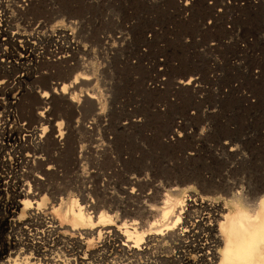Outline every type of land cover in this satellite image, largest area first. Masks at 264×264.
I'll return each mask as SVG.
<instances>
[{
	"label": "rangeland",
	"instance_id": "rangeland-1",
	"mask_svg": "<svg viewBox=\"0 0 264 264\" xmlns=\"http://www.w3.org/2000/svg\"><path fill=\"white\" fill-rule=\"evenodd\" d=\"M0 19V53L7 52L0 55V255L13 249L6 237L20 225L8 221L11 215L6 203L15 206L19 199L15 194L21 188L31 187L32 193H39L34 199L45 194L46 203H35L32 209L53 215L58 224L51 205L71 195H86L105 209L115 205L111 212L121 213L123 208L145 221L143 206L161 205L163 194L173 196L175 186L193 185L201 194L223 200L232 195L226 196L228 188L232 193L240 191L244 176L255 174L257 181L250 183L259 185L260 181L256 187L264 188V149L247 172H242L239 155L229 150L238 145L235 135L243 128L244 114L238 109L244 103L243 92L250 91L247 103L256 104L260 128H264V0H0ZM83 61L90 62L86 68H90L92 83L69 85L71 92H77L74 102L68 92V98L61 92L51 95L53 88L71 84L75 74L84 70L80 67ZM190 76L196 77L193 85L178 83ZM41 90L50 96L40 101ZM87 91L99 94L95 108L93 100L82 96ZM27 95L34 105L30 114L20 107ZM56 101L76 102L78 108L58 110ZM41 110L47 117L43 120L36 115ZM121 119L138 120L144 133L139 127H129L125 133L116 129V134L113 127ZM59 120H63L61 126L56 125ZM42 122L48 130L41 143L47 144L39 151L27 134L35 126L41 128ZM69 126L75 129L72 137L63 134L61 138L59 127L66 131ZM8 132L29 139L23 138V147L17 142L14 150H6L2 143L15 141H7ZM109 137L118 143L115 140L110 151L103 152ZM88 144L95 146L93 151ZM25 154L28 161L21 157ZM35 156L39 157L33 161ZM5 160L8 166L2 164ZM5 174L8 178H3ZM6 179L11 181L3 183ZM233 181L238 184L234 190ZM255 185L251 188L248 182L241 190L252 196ZM20 213L15 216L26 220L29 212ZM56 231L61 238L73 232L61 227ZM119 232L114 234L116 241ZM98 235L99 231L91 237L86 233L89 249L96 247ZM57 245L64 248L60 239ZM166 249L159 248L157 254L169 258L172 253ZM117 256L124 258L120 253ZM131 259L143 260L144 256L135 253Z\"/></svg>",
	"mask_w": 264,
	"mask_h": 264
},
{
	"label": "bare ground",
	"instance_id": "bare-ground-1",
	"mask_svg": "<svg viewBox=\"0 0 264 264\" xmlns=\"http://www.w3.org/2000/svg\"><path fill=\"white\" fill-rule=\"evenodd\" d=\"M186 4H187V2H186ZM0 26H1V24H0ZM262 43H263V41H262ZM26 49L27 48H25V50ZM34 49H36V47H34ZM25 50H23V51H25ZM3 53L7 54V52L6 53L1 52L0 55H2ZM19 53L21 54V52H19ZM38 53H39V51H38ZM33 54H34V51H33ZM39 56H38V58H39ZM41 56H42V54H41ZM35 58H37V57L35 56ZM253 58H255V57H253ZM28 60H31L30 57ZM34 60L36 61V59H34ZM10 63H12V62H10ZM34 64H35V62H34ZM85 64H84V61L82 63H80V65H81L80 67L82 69L84 68V70H81L75 74V78L69 82L71 84H64L62 86V88L58 89V90L56 89V87L53 88L51 91V95H55L56 92H61V93H63L62 94L63 96H66L68 98V94L66 93V92H68L70 94L69 96H70L71 100H73V102H74V99L77 98V92H71L69 90L70 86L79 87V85L90 84V83H92V80H93V77L90 76V71H89L90 68L89 69L86 68L87 65L90 66L89 65L90 62L86 65ZM244 66H246V64ZM244 70H245V68H244ZM247 70L250 71L249 68H247ZM241 71H242V69H241ZM245 73H248V72H245ZM21 75L22 74H20V76ZM247 75H245V76H247ZM243 76H244V74H243ZM258 79H261V78H258ZM195 80H196V77L190 76L189 78H184V79L178 80V83L181 86H190V85H193ZM72 90L74 91V89H72ZM41 92L42 93L39 96L40 101L50 96V92H48L46 90L45 91L41 90ZM249 92H248V94H250ZM248 94L246 95L245 92L242 93V98H243L242 101H244V103L241 102L243 104L242 108H238L240 110L242 109L243 114H244L243 115L244 116L243 117V122H244L243 128L240 127L242 129L241 133H239L238 135H235L236 140L238 141V145L237 146L234 145L229 149L231 152L236 154V157H237V154L239 155L238 156L239 163L243 166L242 172H244V171L247 172L246 170H248L250 163H251L250 166L256 164V162L259 159V155H261L260 151L264 149V141H262L260 138L263 136V131L261 129H264V128H260L263 125L262 126L260 125V124H262V123H260L261 120L259 119V117H257L258 116L257 112H259V111L256 109V107H257L256 104L249 105V103H247V98H249V97H247ZM83 95H85V98H90L91 101L93 100L91 102V106H93V108H95L97 103H98L97 101L99 98L98 92L87 91L85 94H82V96ZM32 101H33V99L29 95L25 96V99L20 106L21 110L24 113L30 114L32 106L34 107V105L32 104ZM252 103H254V102H252ZM256 103H257V101H256ZM55 106L57 107L58 110H63L65 108L68 111L69 110L75 111L74 109L78 108V105L76 104V102L75 103H72V102L68 103L67 102L66 105H64L62 101H56ZM252 108L254 109L253 112L251 111V110H253ZM258 109H259V107H258ZM21 110H20V112H21ZM249 112H251V114ZM36 115H39L37 117L39 120H43L42 117L45 115V111H43V110L37 111ZM72 115H73V113H72ZM45 117H46V115H45ZM96 120H98V119H96ZM47 121H48V119H47ZM94 121H95V119H94ZM94 121H93V123H94ZM122 121L123 122H117L118 124L115 122L111 123L112 124L111 126L114 125L113 123L116 124V126L113 128H115V131L117 129L118 133L128 132L129 127L137 128L140 126V122L138 120L133 119V121H126V120L125 121L122 120ZM43 122L40 123L42 125L41 128L40 127L38 128L35 126L32 133L30 132L31 134L30 133L27 134L31 137L30 139H31L32 143L34 144L33 145L34 148H36L38 150L39 149L40 150L45 149V146L47 144V143L46 144L41 143L42 138L45 135L47 136L46 132L48 130L46 128L47 126L43 125L44 124ZM79 122H81V121H79ZM62 123H63V120H59V121H57L56 125L61 126ZM66 123H67V125H69V123L72 124L70 121H69V123H68V121ZM97 123H98V121H97ZM241 123H242V121H241ZM91 124H92V121H91ZM96 124H93V125L96 126ZM79 126L82 128V125H79ZM105 126H107V125H105ZM108 126L110 128V125H108ZM69 127H68V130H66V131H62L61 127H59V132H60L59 135L61 138L63 137V134H64V137L66 136V134L68 135V137L73 135L72 132L75 129L73 130L72 127H70V129H69ZM89 127H92V126H89ZM96 127H98V126H96ZM96 127H94V128H96ZM75 128H77V127H75ZM103 128H105L104 124H103ZM113 128H111V130H113ZM100 129H102V128H100ZM139 129L142 133H144L140 127H139ZM84 130H86V129H84ZM111 130H110V132H111ZM9 131H11V129ZM24 131H25V129H24ZM51 131H53V127H52ZM117 131H116V134H117ZM130 131L131 130H129V132ZM110 132H109V134H110ZM113 132H114V130H113ZM15 133H16V131H15ZM20 133H17V134H20ZM138 133H139V131H138ZM93 134L96 135V132L95 133L93 132ZM98 134L96 136H98ZM113 134H115V132ZM116 134H115V136H116ZM120 135H122V134H118V136H120ZM92 136H94V135H92ZM104 136L105 135H103L102 137L104 138ZM112 136H114V135H112ZM127 136H129V135H127ZM7 137H8L7 141L8 140L10 141L13 138L15 140L14 141L12 139L14 141V144H13V142L10 141L11 143H8V142L2 143L3 144L2 146H4L5 149L6 148H13V150H14L15 143L18 142L19 146L23 147L22 146V145H24L23 138L28 137V136H26V135H25V137L21 136V135L20 136H18V135L14 136V132L13 133L8 132ZM102 137H100V138H102ZM137 137H138V135H137ZM139 137L141 138L142 134ZM2 138H4V137H2ZM49 138L50 139L52 138L51 133L49 135ZM120 138H121V136H120ZM28 139H29V137H28ZM97 139H99V138H97ZM100 140H104V139H100ZM115 140H116V143H118L117 139H115ZM115 140H114V137H109L107 143H106L107 140L106 141L104 140L106 147L103 148L102 151L103 152H109L111 147H113L112 145H113V143H115ZM136 140H135V142H136ZM139 140H142V139H139ZM232 140H230V141H232ZM27 141H29V140H27ZM51 141L55 142L57 140H56V138L55 139L53 138ZM93 142H94V140H93ZM99 143H101V142H99ZM139 143L140 142H138V144ZM224 143H226V142H224ZM234 143H236V141ZM94 144H96V143H94ZM102 144H104V142H102L101 145ZM110 144H111V147H110ZM88 145H86L85 147L90 146V145L89 146ZM101 145L99 144V146H100L99 149H101ZM81 147H83V146H81ZM90 147L92 148V146H90ZM84 148H82V149H84ZM93 148H92V150L91 149L90 150L93 151ZM124 148L122 147V149H124ZM224 148H222L223 150H221V151H224ZM5 149H4V151H5ZM24 149H25V147H24ZM85 150H87V149H84V151ZM84 151H83V153H84ZM37 152H35V153L37 154ZM97 152H98V150H97ZM5 153H2V154H5ZM15 153H18V152H15ZM87 153H88V150H87ZM100 153H101V151H100ZM119 154H120V152H119ZM227 154L228 153H226V155ZM108 155L110 156V154H108ZM216 155H217V153H216ZM218 155H219V153H218ZM230 155H231V153H230ZM21 157H25L23 159L28 161L26 154L24 156L22 155ZM38 157L39 156H35L33 158V161ZM225 158L227 159V156ZM232 159H233V157L231 158V160ZM2 160H4V159H2ZM228 161H230V160H227L226 162H228ZM8 162H9V160L8 161L5 160V163H2V164L8 166L9 165ZM261 162L263 163V161H261ZM233 166H236V165H233ZM263 166H264V164H263ZM226 167H227V165H226ZM228 167H231V166H228ZM221 169H223V166ZM219 171H217V173ZM255 171H256V169H255ZM261 172H262V170H261ZM224 173L226 175V172H224ZM241 173H240V175H241ZM219 174H220V172H219ZM233 175L234 174H232V177H233ZM250 175L247 174L243 178V182H242L243 186L240 185V187L243 191H244V185H248V182H249L251 188H253L252 187L253 184L254 185L256 184L257 186L260 185V181L258 182L259 185L257 184V182L251 184L250 182H254L253 179H255L254 178L255 174H253L251 176L252 178L250 177ZM248 176L250 178H248ZM3 178H8V175L5 174L3 176ZM11 178H13V177H11ZM39 178L44 179V176L40 175ZM246 178L248 179V181L246 180ZM256 178H257V173H256ZM9 181H11V180L6 179L3 183L9 182ZM129 181H130V179H129ZM184 181H186V180H184ZM262 181H264V180H262ZM222 184H224V183H222ZM227 185L229 186L230 183L226 184V186ZM256 185H255V187H256ZM218 187H219V185H218ZM218 187H217V189H218ZM222 187L224 188L225 186H222ZM237 187H238V184L234 183V181H233V184H231V189L234 190V188L237 189ZM227 188L228 187H226V189ZM246 188H247V186H246ZM251 188H250V190H251ZM217 189L216 190L213 189V190H215V193H216ZM241 189H240V191H239V189L236 190L237 192L235 191V193L230 192V188H228V190H226V191L224 190L225 192H227L226 196H227V194H229V195L232 194V195H231V197L225 196L226 198L221 200L222 196L221 197L220 196L213 197V195L212 196H206V195L201 194L196 189H194L193 185H186L184 187H179V186L176 187L175 186V188H173V191L175 192V194L173 196L170 195L169 193L163 194L164 197L160 202L161 205L156 206L155 204L150 203V204H145V206H143L142 211L144 213H146L145 218L147 217L145 221H139L138 219L134 218L133 215H131L134 213L127 212V210L123 209V208H122V210H125V211H122L121 213H119L118 210L111 212L114 209V207H116L115 205H112V206H110V208H106V209L101 208V205L95 203L93 200L91 201L90 198H88L86 195H83V194L81 195L82 197H80V198H78L76 196H72V195L67 197V198L60 197L59 202L57 201L56 204L54 203L51 205L53 213L55 214L56 218L59 220V224H58L56 219L53 217V215L44 214L42 211H39L38 209H35V210L32 209V207L35 203L38 206H42L46 203L48 197L45 194L42 196H39V198H37V199H34V196H36V194L38 195L39 193H37V192L32 193L34 191L31 189V187H29V188L27 187V189L25 188V190L21 188V190L17 191L15 194L16 198H19V199H15V201H16L15 206H12L11 204L6 203L7 212H10V215H11V217L9 218L8 221H12V223H14V224L19 223L20 226L18 228H14L15 229L14 231H12V230L9 231V235H8V237H6V244L10 248H13V249L8 251V252H3L0 255V264H264V188L263 187L262 188L256 187V190H254L255 192H254V194H252V196L251 195L249 196V194H251L250 192L249 193L242 192ZM223 190H220V191L224 192ZM247 190H249V189H247ZM206 191L209 192L210 190H206ZM30 196H32V197L30 198ZM20 204L22 206H20ZM25 211L29 212L26 220L22 221L19 218L20 216H15L16 214H18L20 212L21 213L19 215H23L25 213ZM37 222L41 223V225L38 226L39 228L35 226V224ZM60 227L72 229L73 232L63 234V238H61L60 236L62 234H59V232L56 231ZM102 228H111V229H102ZM97 231H99V235H98V239H97V245L95 248L89 249L87 246L86 233H88V235H90V237H91L94 234H96ZM119 231H121V234L119 235L120 238H119V241H116V238H114V234L116 235L117 233H120ZM58 239L63 241L64 248L57 245ZM161 247L167 248L166 250L169 253H172L171 255H168V257L170 259H172L171 261L169 258H167L165 256L162 257V255L157 254L158 249ZM117 253L122 254V256H124V258L119 260ZM135 253H137V254L141 253L144 256V259L143 260L139 259L137 261H133L131 259V257Z\"/></svg>",
	"mask_w": 264,
	"mask_h": 264
}]
</instances>
